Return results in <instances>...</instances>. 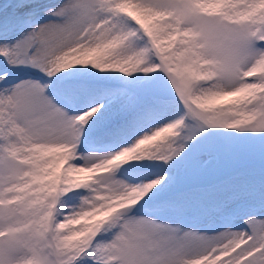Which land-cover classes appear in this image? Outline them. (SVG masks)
<instances>
[{
	"label": "snow or ice",
	"instance_id": "snow-or-ice-1",
	"mask_svg": "<svg viewBox=\"0 0 264 264\" xmlns=\"http://www.w3.org/2000/svg\"><path fill=\"white\" fill-rule=\"evenodd\" d=\"M0 264H264V0L0 4Z\"/></svg>",
	"mask_w": 264,
	"mask_h": 264
},
{
	"label": "rangeland",
	"instance_id": "rangeland-1",
	"mask_svg": "<svg viewBox=\"0 0 264 264\" xmlns=\"http://www.w3.org/2000/svg\"><path fill=\"white\" fill-rule=\"evenodd\" d=\"M5 3V0H0V4H4Z\"/></svg>",
	"mask_w": 264,
	"mask_h": 264
}]
</instances>
